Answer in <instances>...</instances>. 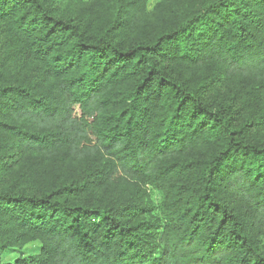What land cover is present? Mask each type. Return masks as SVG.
Returning <instances> with one entry per match:
<instances>
[{"label":"trees","instance_id":"trees-1","mask_svg":"<svg viewBox=\"0 0 264 264\" xmlns=\"http://www.w3.org/2000/svg\"><path fill=\"white\" fill-rule=\"evenodd\" d=\"M0 264H264V0H0Z\"/></svg>","mask_w":264,"mask_h":264},{"label":"rangeland","instance_id":"rangeland-1","mask_svg":"<svg viewBox=\"0 0 264 264\" xmlns=\"http://www.w3.org/2000/svg\"><path fill=\"white\" fill-rule=\"evenodd\" d=\"M157 0H147L148 2V8L150 9ZM39 249V244L38 243H33L28 245L25 250L23 251V254L25 255V257L27 256H31V255H35L36 252ZM18 255L16 253L10 252L6 255V257L4 258V262H10L12 260L15 259V257H17Z\"/></svg>","mask_w":264,"mask_h":264}]
</instances>
